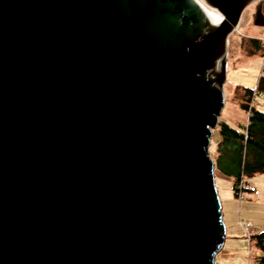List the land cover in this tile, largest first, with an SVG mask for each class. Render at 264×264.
<instances>
[{
    "label": "water",
    "instance_id": "water-1",
    "mask_svg": "<svg viewBox=\"0 0 264 264\" xmlns=\"http://www.w3.org/2000/svg\"><path fill=\"white\" fill-rule=\"evenodd\" d=\"M0 0V264H217L210 147L229 37L264 0Z\"/></svg>",
    "mask_w": 264,
    "mask_h": 264
},
{
    "label": "rangeland",
    "instance_id": "rangeland-1",
    "mask_svg": "<svg viewBox=\"0 0 264 264\" xmlns=\"http://www.w3.org/2000/svg\"><path fill=\"white\" fill-rule=\"evenodd\" d=\"M257 9L258 6L256 4L247 9L239 27L229 37L227 53V61L229 63L227 70L228 86H225L227 99L225 106L227 108L230 105L237 107V103L239 105L241 103V100H238L240 91L237 90L235 92L234 88L255 89L261 76L262 66L264 64L262 57L263 51L256 53L257 55H253L256 50L250 40V38L254 37L264 44V28L255 25ZM229 86H232L233 89H230ZM263 104L264 102H261L260 99L256 102V106L259 109H264ZM233 113V121L237 124H242L246 116L245 111L238 107ZM231 123L233 125L235 124L234 122ZM216 139L217 134L213 138L214 141H212L214 145ZM214 145L213 148H215ZM255 179V177L252 179L247 178V181L256 183L260 189L264 187V179H261V181H255ZM217 187L223 202V213H227L228 209L230 212V208L233 209L236 215L241 211L244 224H250L251 226V223H254L256 225L258 232L255 235L264 232V195L260 198L253 197L250 191H246V199L239 201L235 196L233 184L229 179H219ZM230 200L231 202L229 203ZM246 218H249V220ZM247 234H252L250 227L248 228V232L244 229L242 231L239 230L238 238L229 239L228 242H225L223 250L217 256V264H252L258 256H264V253L258 251L256 246L250 242Z\"/></svg>",
    "mask_w": 264,
    "mask_h": 264
},
{
    "label": "trees",
    "instance_id": "trees-1",
    "mask_svg": "<svg viewBox=\"0 0 264 264\" xmlns=\"http://www.w3.org/2000/svg\"><path fill=\"white\" fill-rule=\"evenodd\" d=\"M250 40L256 50L253 55L263 51L262 57L264 59L263 42L261 43L260 40H256L254 37ZM237 90L240 91V108L247 114L250 113L248 123L232 126L221 119L217 128L220 136L217 159L214 160L210 148L216 171L220 169L228 175H235L233 186L235 196L238 185L242 181L245 182L247 178L252 179L257 175L264 174V111L256 108L255 105L250 106L255 93L258 96L256 102L258 99L264 102L261 99L264 96V64L255 89L237 88ZM250 240L258 251L264 253V232L251 236ZM252 264H264V256H258Z\"/></svg>",
    "mask_w": 264,
    "mask_h": 264
},
{
    "label": "crops",
    "instance_id": "crops-1",
    "mask_svg": "<svg viewBox=\"0 0 264 264\" xmlns=\"http://www.w3.org/2000/svg\"><path fill=\"white\" fill-rule=\"evenodd\" d=\"M229 64V63H228ZM226 86H228V83H226ZM230 89H233L232 86H229ZM238 88V87H237ZM237 88H234L235 92H236V89ZM225 93H226V90H225ZM234 94V93H233ZM238 100H241V98L239 97ZM241 104V103H240ZM256 108H258L256 106V104H254ZM262 106V104H260ZM264 105V104H263ZM236 106V105H235ZM226 108L223 110V113H222V116L220 118V121L222 119V121H225L226 123L232 125V126H238L239 123H235V121H233V111H235V109H241L240 108V105L237 103V107H233L232 105H230V107L227 108V106H225ZM259 109V108H258ZM261 109V108H260ZM242 110V109H241ZM264 111V109H261ZM246 116L244 118V122H242V124L246 125L247 124V121H248V114L245 112ZM231 122H234L235 124L233 125V123ZM217 130V129H216ZM214 132V135H213V138L215 137V135L217 134V139H216V142H215V145L213 143L212 146H211V151H213V156H214V160L218 158L219 156V153L217 151L218 149V144L220 142V136H219V132L218 130ZM212 138V141H214ZM213 145L215 148H213ZM216 169V168H215ZM224 170H220L218 169L217 171H215L216 173V183L218 182L219 179H229L233 186H234V183H235V175H228L226 173L223 172ZM233 171V170H232ZM258 177H264V174L263 175H257L255 176V181H261V179L263 180L264 178H258ZM245 183L251 187V188H255L256 190H258L259 194L254 196L252 195L253 197H258L260 198L262 195H264V187H262L261 189L257 186L256 183H251V182H248L247 180H245ZM219 190V189H218ZM221 198V197H220ZM221 202H222V199H221ZM231 202V200L229 201V203ZM222 205H223V202H222ZM223 210H224V207H223ZM247 220H249V218H246ZM224 222H225V225H226V229H227V238H226V242L229 241V239H236L238 238L239 236V230L242 231L243 228L241 226V222H243V218H242V212L240 211V213L238 212V215L235 214V212L233 211V209L230 208V212H229V209H228V212L227 213H224ZM249 222V221H248ZM251 223V221H250ZM242 229V230H241ZM244 232V231H243ZM251 236L255 235L257 232H258V229L256 227V225L254 223H251ZM250 240V239H249ZM251 242V240H250ZM252 243V242H251ZM261 256V255H260Z\"/></svg>",
    "mask_w": 264,
    "mask_h": 264
},
{
    "label": "built area",
    "instance_id": "built-area-1",
    "mask_svg": "<svg viewBox=\"0 0 264 264\" xmlns=\"http://www.w3.org/2000/svg\"><path fill=\"white\" fill-rule=\"evenodd\" d=\"M263 48H264V44H263ZM227 70H228V68H227ZM256 98H258V96L255 93L254 97H253V99L251 101V105H250L251 107L255 104ZM261 99L264 101V96H262ZM249 117H250V113L248 114V120H249ZM247 123H248V121H247ZM246 191H250V193L252 195H254V196L259 194L258 190H256L255 188L249 187L244 181H242L238 185V188H237V191H236V197L238 198L239 201H243V200L246 199V195H245ZM241 226L246 232H248V228L249 227L251 228L250 224L246 225V223L244 224L243 222H241ZM247 235H248V238L250 239L251 238V234H247Z\"/></svg>",
    "mask_w": 264,
    "mask_h": 264
},
{
    "label": "bare ground",
    "instance_id": "bare-ground-1",
    "mask_svg": "<svg viewBox=\"0 0 264 264\" xmlns=\"http://www.w3.org/2000/svg\"><path fill=\"white\" fill-rule=\"evenodd\" d=\"M197 3L201 6V8L203 9V11L209 13L210 15L212 16H215L221 20H224V17L223 15L218 12L217 10H215L214 8L210 7L206 2L205 0H196ZM229 67V64L227 63V67L226 69Z\"/></svg>",
    "mask_w": 264,
    "mask_h": 264
}]
</instances>
